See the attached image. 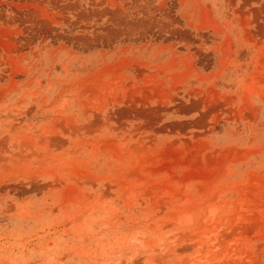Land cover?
I'll list each match as a JSON object with an SVG mask.
<instances>
[{"label":"rangeland","instance_id":"rangeland-1","mask_svg":"<svg viewBox=\"0 0 264 264\" xmlns=\"http://www.w3.org/2000/svg\"><path fill=\"white\" fill-rule=\"evenodd\" d=\"M0 264H264V0H0Z\"/></svg>","mask_w":264,"mask_h":264},{"label":"bare ground","instance_id":"bare-ground-1","mask_svg":"<svg viewBox=\"0 0 264 264\" xmlns=\"http://www.w3.org/2000/svg\"><path fill=\"white\" fill-rule=\"evenodd\" d=\"M247 88H248V86H247ZM259 94H261V92H260ZM246 95H248V94H246ZM259 189H261V188H259ZM255 190H256V189H255ZM214 195H215V194H214ZM212 196H213V195H212ZM212 196H211V197H212ZM214 197H215V196H214ZM215 198H216V197H215ZM211 200H212V199H211ZM258 201H259V200H258ZM184 203H186V201H185ZM188 203H189V201H188ZM226 205H227V204H226ZM242 208H243V207H242ZM253 210H254V209H253ZM253 210H252V212H253ZM241 211H242V209H241ZM179 212H181V211H179ZM238 212H240V211H238ZM249 212H251V211H249ZM249 212H248V213H249ZM174 213H175V212H174ZM243 213H244V212H243ZM243 213H242V214H243ZM175 214H176V213H175ZM179 214H181V213H179ZM211 214H212V213H211ZM172 215H173V214H172ZM172 215H171V216H172ZM205 215H206V216H205V217H206V218H205V221H206L209 217L207 216V213H206ZM240 215H241V214H239V216H240ZM243 215H244V214H243ZM243 215H241V216H243ZM212 216H213V215H212ZM212 216L210 215L211 218H213ZM244 216H245V215H244ZM244 216H243V217H244ZM247 216H248V215H247ZM252 216L254 217V215H252ZM252 216H251V217H252ZM262 216H263V215H262ZM203 217H204V216H203ZM207 217H208V218H207ZM255 217H256V216H255ZM222 218H223V217H222ZM224 218H225V217H224ZM234 218L236 219L237 217H234ZM238 219H240V218H238ZM251 219H252V218H251ZM254 219H256V218H254ZM257 219L259 220V218H257ZM182 220H183V219H182ZM186 220H189V219H186ZM202 220H203V219H202ZM202 220H201V222H202ZM208 220H209V219H208ZM210 220H212V219H210ZM222 220H223V219H222ZM224 220H225V219H224ZM176 222H177V221H176ZM207 222H208V221H207ZM221 222H222V221H221ZM221 222H220V223H221ZM208 223H211V221H209ZM200 224H202V223H200ZM217 224H218V223H217ZM202 227H203V226H202ZM213 228H215V227H213ZM201 229H202V228H201ZM217 229H218V227H217ZM133 239H134V238H133ZM133 239H132V241H133ZM135 239H136V238H135ZM140 239H141V238H140ZM140 239H139V240H140ZM136 240H137V239H136ZM136 240H135V241H136ZM140 241H141V240H140ZM137 243H138V241H137ZM137 243H136V244H137ZM140 243H141V242H140ZM148 243H149V242H148ZM134 244H135V242H134ZM135 246H136V245H135ZM212 248H214V247H212ZM229 252H230V251H229ZM166 253H167V252H166ZM232 253H233V252H232ZM236 253H237V252H236ZM236 253L234 252V254H236ZM168 255H169V254H168ZM236 255H237V254H236ZM129 257L131 258L132 255L129 256ZM129 257H128V258H129ZM134 257H135V256H134ZM132 258H133V257H132ZM161 259H163V258H161ZM148 260H149V259H148Z\"/></svg>","mask_w":264,"mask_h":264}]
</instances>
